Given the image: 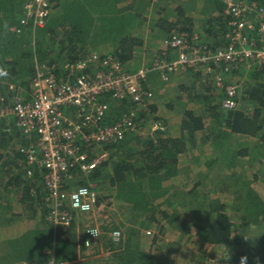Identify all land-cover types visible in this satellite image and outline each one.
I'll return each mask as SVG.
<instances>
[{"label":"trees","instance_id":"1","mask_svg":"<svg viewBox=\"0 0 264 264\" xmlns=\"http://www.w3.org/2000/svg\"><path fill=\"white\" fill-rule=\"evenodd\" d=\"M158 1L172 5L177 0H53L45 24L33 30L20 23L25 0H0V70L7 73L0 76V106L10 107L18 95L24 96L22 90L28 94L24 100L29 99L37 66L61 78L65 64L98 53L135 73L142 68L136 55L144 46V38L136 34L145 25L151 40L166 41L172 34L190 39L196 34L211 50L228 44L222 2L210 0L192 10L204 16L209 6L215 14L201 34L190 9H158ZM149 9L150 19L145 17ZM242 72L247 76L243 85L222 78L224 84L218 88L213 83L197 85L200 72L177 67L163 81L181 80L177 94L165 105L167 114L160 113L152 99L145 107L111 102L107 122L130 109L137 131L105 146L109 158L94 170L70 171L66 180H75L74 185L65 184V189L87 186L100 191L97 206L110 198L125 211L126 223L102 227L107 257L81 256L87 250L86 233L77 231L76 218L65 228L47 221L44 171L28 168L19 150L35 137L25 136L12 120L1 122L0 264H44L51 259L67 264H174L181 243L191 236L196 247L183 256L184 264H264V62L228 70L231 75ZM157 75L160 78L158 72L148 73L146 81ZM227 85L236 86L234 109L222 107ZM149 120L165 129L137 136ZM203 149L209 154L200 155ZM199 165V178L216 172L218 195L202 191V180L188 190L185 183L179 186ZM224 192L231 200L222 197ZM122 227L115 243L110 234ZM169 230L180 235L166 244L161 237Z\"/></svg>","mask_w":264,"mask_h":264},{"label":"built area","instance_id":"2","mask_svg":"<svg viewBox=\"0 0 264 264\" xmlns=\"http://www.w3.org/2000/svg\"><path fill=\"white\" fill-rule=\"evenodd\" d=\"M52 4L53 0H25L21 25H30L33 30L42 27ZM222 4L229 27L225 36L228 44L224 48L211 50L199 43L196 34L190 39L186 34H172L151 65L132 74L113 57L95 53L65 64V75L61 78L50 69L37 66L29 99L16 97L10 107L0 106V123L9 124L12 120L25 136L35 137V141L19 150L28 168L38 167L44 171V200L49 208L47 221L52 225L69 227L76 216L91 215L98 208V195L93 188L65 189L66 179L73 169L82 173L94 170L109 158L105 146L121 140L126 132L137 131L134 111L130 109L113 123H108L107 119L113 101L147 105L152 98L151 91L145 87L148 73L158 72L165 81L177 67L194 72L224 73L264 62V2L222 0ZM214 83L218 88L223 86L221 75ZM225 92L227 97L222 100V107L236 108V86L227 85ZM151 128L152 131L165 129L159 123ZM97 149L99 152L94 153ZM91 157L93 159L89 160ZM31 172L28 169L27 175ZM85 233L84 246L90 249L101 231L90 225L85 227ZM110 236L116 243L121 233L113 231ZM44 264L67 263L51 259Z\"/></svg>","mask_w":264,"mask_h":264},{"label":"rangeland","instance_id":"3","mask_svg":"<svg viewBox=\"0 0 264 264\" xmlns=\"http://www.w3.org/2000/svg\"><path fill=\"white\" fill-rule=\"evenodd\" d=\"M156 3H157L158 9L159 8L162 9L165 7L167 9L173 10V8H174L171 5V3H172L171 1H170V3L166 2V1L165 2H159L158 1ZM147 16H148L147 18H149V15H147ZM146 28H147V25H145V28H142L143 30L141 31V33H144V30ZM144 35H145V33H144ZM140 36H141V34H140ZM159 45H161V43H154V42L144 43V46L141 48L140 51H138V53L136 55V59H138L139 62L145 63L147 66H149L151 64V62L153 61V59L156 57L157 53H159L158 51L161 50ZM200 73H201V75L198 78V80L196 81L197 85L198 84L207 85L208 83H213V86H214L215 85V83H214L215 78L217 76H220V75L222 78H224V80L226 78L227 81L230 80L232 82L243 85V83L246 81L245 78L247 77L246 72L237 73V74H233V75H231L228 72L220 73L219 71H214L211 73H206L205 71H203V72L200 71ZM180 81H177L176 78H173L171 80L169 79L168 82H163L160 80V78L158 76V77L152 78L148 82L147 81L145 82V87H147V89H149L152 93L151 103L157 106L158 111L160 113H162L164 111L167 114V112L165 111V105L167 106L168 102L173 97H175V95L177 94L176 92H178V90H177L176 83L180 82ZM187 82H185V83H187ZM22 93H24V96H27V98H28V94H26L24 92V90H22ZM24 96L18 95V98L25 99ZM169 115H171V114H169ZM150 120L147 122V125L145 128H143V130L138 131L137 136L145 137L147 135L148 136L153 135V133L155 131H152L151 126L154 123ZM149 127H150V129H149ZM98 152H99V149H97L94 153H98ZM198 152L200 153L199 150L197 151V153ZM201 152H202V154H200V155L204 154L203 156H206L209 154L208 151H205V149L201 150ZM185 159H186L185 161H187L189 158L186 157ZM200 166L201 165L196 167V169H197L196 171H195V168L193 167L192 170L190 171V173L187 174V176L182 177V181H180L181 183L179 184V186L184 185L183 183H185L187 185L185 187V190H188V188L191 187V185H193L195 182L202 180L201 184H202V186H205L204 189H202V191L209 192L211 194V197L215 196L216 194L218 195L220 192L219 189L221 187H219V185H217V183L215 182L217 180L215 177L216 172H214V174H211L208 178H202V177L199 178L198 177L199 171L201 172V170H202ZM189 176L192 179L191 178L188 179ZM67 181H68V183H66L67 186H73L74 185L75 180L68 179V180H66V182ZM96 193L98 196L103 194L100 191H98V192L96 191ZM222 195H223L222 197H224L226 199V201L231 200V195L229 192H224V194H222ZM123 212H125V211L119 210V208L114 204L112 199H110V198L106 199L105 201L101 202L100 205H98V208L95 210V212L93 214L76 216L75 217L76 218L75 219L76 229L78 232H80V231L83 232V230L87 226H90V225L91 226H97L99 228V230L101 231V234H102L104 232V231H102V227H112L113 225H116L119 227V224L126 223L125 218H127V216L124 215ZM14 229L16 230L15 234H18L20 230L17 231V227ZM120 230L119 231L122 234V231H124V227H122ZM193 232H194V230L192 228L191 235L193 234ZM179 235H180L179 231L177 234H174L169 230L163 235V237H161V239L163 240L164 243L167 244L168 242L176 240L177 236H179ZM142 242H143V239H142ZM103 243H104V241L102 239H100V237H99V239L94 243V246L90 249L85 250V252L81 256H85V258L107 257L108 252L105 251ZM181 246L182 247L179 249L178 254L175 256L176 259H175L174 264H184L185 262H183L184 261L183 256L185 257V254H188L186 256H189V253L194 251V249L196 247L194 237L191 236L188 241L182 242ZM162 253H166V251L162 252Z\"/></svg>","mask_w":264,"mask_h":264},{"label":"crops","instance_id":"4","mask_svg":"<svg viewBox=\"0 0 264 264\" xmlns=\"http://www.w3.org/2000/svg\"><path fill=\"white\" fill-rule=\"evenodd\" d=\"M146 2L148 0H145ZM210 0H177V1H174L172 6L173 7H177V6H180V8L182 10H189L190 9V16L194 17V21H195V24H196V31L201 33V31L204 29V27H206V24L207 22L210 20V17H215V14L213 12L210 13V7L208 6V11L204 16H196L195 13H193L192 10H199L201 9V7H203L204 4H206V2H208ZM216 1V0H213V2ZM218 2H222V0H217ZM194 8V9H193ZM150 9L147 11V13L145 14V17H148L147 15H149V18L150 19L152 16H151V13H150ZM208 20V21H207ZM145 33V35H144ZM144 33H140V34H136L137 36H140V37H143L144 39V43H147V42H154V43H161V45H159L160 49L163 47V43L164 41H159V40H151L150 39V30H149V27L146 28L144 30ZM202 34V33H201ZM159 53L161 52V50L158 51ZM157 53V54H159ZM98 54V53H97ZM157 56V55H156ZM174 56V55H173ZM146 64L145 63H142V67L145 66ZM161 80V79H160ZM161 81H164V80H161Z\"/></svg>","mask_w":264,"mask_h":264},{"label":"clouds","instance_id":"5","mask_svg":"<svg viewBox=\"0 0 264 264\" xmlns=\"http://www.w3.org/2000/svg\"><path fill=\"white\" fill-rule=\"evenodd\" d=\"M0 76H7V73L4 72L3 70H0Z\"/></svg>","mask_w":264,"mask_h":264}]
</instances>
